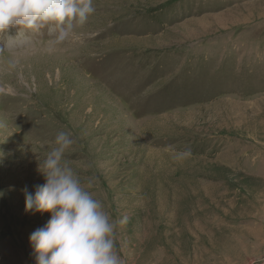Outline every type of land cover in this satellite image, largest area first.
<instances>
[{
  "label": "rangeland",
  "instance_id": "1",
  "mask_svg": "<svg viewBox=\"0 0 264 264\" xmlns=\"http://www.w3.org/2000/svg\"><path fill=\"white\" fill-rule=\"evenodd\" d=\"M0 264H264V0H0Z\"/></svg>",
  "mask_w": 264,
  "mask_h": 264
}]
</instances>
